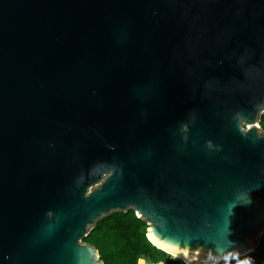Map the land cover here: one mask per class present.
Segmentation results:
<instances>
[{
  "label": "water",
  "instance_id": "95a60500",
  "mask_svg": "<svg viewBox=\"0 0 264 264\" xmlns=\"http://www.w3.org/2000/svg\"><path fill=\"white\" fill-rule=\"evenodd\" d=\"M263 116L264 0H0V264H104L130 210L184 264L254 252Z\"/></svg>",
  "mask_w": 264,
  "mask_h": 264
},
{
  "label": "trees",
  "instance_id": "16d2710c",
  "mask_svg": "<svg viewBox=\"0 0 264 264\" xmlns=\"http://www.w3.org/2000/svg\"><path fill=\"white\" fill-rule=\"evenodd\" d=\"M260 123L264 129V116ZM147 228V223L132 210L113 213L99 220L84 242L98 250L104 264H184L153 246L146 237ZM216 264H264V233L254 252Z\"/></svg>",
  "mask_w": 264,
  "mask_h": 264
},
{
  "label": "bare ground",
  "instance_id": "6f19581e",
  "mask_svg": "<svg viewBox=\"0 0 264 264\" xmlns=\"http://www.w3.org/2000/svg\"><path fill=\"white\" fill-rule=\"evenodd\" d=\"M165 250V249H164ZM167 251V250H166ZM167 252H169V251H167ZM169 253H171V252H169ZM172 255H174V256H178V255H176V254H174V253H171ZM180 257V256H179ZM183 260H184V262H185V264H212V263H194V262H192V261H189V260H187V259H185V258H183V257H181Z\"/></svg>",
  "mask_w": 264,
  "mask_h": 264
},
{
  "label": "rangeland",
  "instance_id": "374dc122",
  "mask_svg": "<svg viewBox=\"0 0 264 264\" xmlns=\"http://www.w3.org/2000/svg\"><path fill=\"white\" fill-rule=\"evenodd\" d=\"M260 117H261V115H259V118H260ZM260 124H261V123L258 122L257 125L259 126V128H260V127L262 128V126H261ZM262 129H263V128H262ZM144 261H145V260H144ZM145 264H150V263H148L147 261H145ZM158 264H162V263H158Z\"/></svg>",
  "mask_w": 264,
  "mask_h": 264
}]
</instances>
